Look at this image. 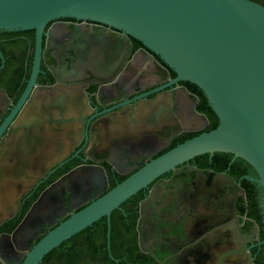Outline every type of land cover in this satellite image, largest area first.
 Listing matches in <instances>:
<instances>
[{
    "label": "water",
    "instance_id": "water-1",
    "mask_svg": "<svg viewBox=\"0 0 264 264\" xmlns=\"http://www.w3.org/2000/svg\"><path fill=\"white\" fill-rule=\"evenodd\" d=\"M64 17L99 21L141 40L175 70L176 79L192 82L203 91L218 123L144 164L141 161L136 171L50 229L21 264H39L49 251L104 215L110 233L111 213L122 202L178 165L216 151L242 157L256 170L258 177L249 178L262 189L264 229V4L257 0H0V29L35 31L27 84L0 126L1 132L18 113L0 141V223L16 214L24 194L83 134L89 108L85 92L37 83L47 25ZM0 57L1 69L5 63L1 48ZM110 81L118 84L117 73ZM208 176L197 172L193 185L182 177L154 185L149 198L155 206L160 201V206H168L182 189L181 208L203 210L186 237L175 225L176 214L162 211L154 248L160 264H211L223 251L214 264L240 251L250 259L246 253L232 254L223 264H256L250 248L264 239L254 242L249 234V246L230 249L244 243L247 233L242 228L255 227L246 219L243 194L222 201L220 179L211 176L212 184L207 185ZM234 185L236 190L241 188L238 182ZM148 207L144 203L149 212ZM155 224L153 216L143 223L149 248Z\"/></svg>",
    "mask_w": 264,
    "mask_h": 264
},
{
    "label": "flooded vegetation",
    "instance_id": "flooded-vegetation-1",
    "mask_svg": "<svg viewBox=\"0 0 264 264\" xmlns=\"http://www.w3.org/2000/svg\"><path fill=\"white\" fill-rule=\"evenodd\" d=\"M47 28L37 83L83 90L89 108L83 134L75 147L24 194L16 214L0 223V264H21L32 247L60 221L107 192L142 164L208 130L211 120L213 123L218 120L196 84L176 79L173 68L126 31L74 17L55 19ZM28 30L8 43L9 70L0 78V126L23 92L31 72L35 31ZM116 73L118 84L110 81ZM15 117L0 132V141ZM197 172L208 173L207 185L212 184L211 176L220 179L222 201L239 192L244 196L246 219L255 227L248 231L242 228L247 233L244 243L230 249L249 246V234L255 237L254 242L263 240V226L246 215V191L242 186L243 178L254 182L261 200V187L249 178L258 177L256 170L250 165L236 179L226 170L201 169L188 161L158 176L114 209L110 233L104 215L49 251L39 264H151L150 256L160 264L154 248L157 228L163 223L162 211L176 214L175 225L186 237L192 225L202 218L203 210L181 208L178 199L182 189L168 206H160L161 201L155 206L149 197L159 181L182 177L193 185ZM234 182L240 184L239 190ZM146 202L151 208L149 212L144 210ZM152 216L156 224L149 248L144 242L143 223ZM255 248L261 251L264 243L250 248L254 262L258 255L253 253ZM242 253L247 254L244 251L232 254ZM219 254L211 264L218 260Z\"/></svg>",
    "mask_w": 264,
    "mask_h": 264
},
{
    "label": "trees",
    "instance_id": "trees-1",
    "mask_svg": "<svg viewBox=\"0 0 264 264\" xmlns=\"http://www.w3.org/2000/svg\"><path fill=\"white\" fill-rule=\"evenodd\" d=\"M264 4V0H257ZM33 30V29H32ZM25 31L29 30H4L0 29V48L5 56L4 66L0 69V78L2 75L9 70L10 58H8V43L14 41L21 34L25 33ZM11 40V41H10ZM1 64V58H0ZM216 119V118H214ZM211 120V124L208 127L209 129L214 128L218 120L213 123ZM234 154L228 151H216L214 153H203L198 156H195L193 159L189 160V163L196 164L201 169L212 168L214 170H226L236 179H239L240 176L247 172V168L251 165L248 161H246L242 157H237L233 159ZM184 174V171H181ZM242 186L246 191V203H247V212L246 215L254 220V222L260 226H263L262 223V207L260 196L257 195V188L255 187V183L249 179H242ZM141 196H139L140 198ZM138 198V199H139ZM261 237H264V232L261 233ZM258 252V253H257ZM253 253H256L255 262L257 264H264V249L261 251H257V248L253 249ZM153 259L151 264H157V260L154 256H150Z\"/></svg>",
    "mask_w": 264,
    "mask_h": 264
}]
</instances>
